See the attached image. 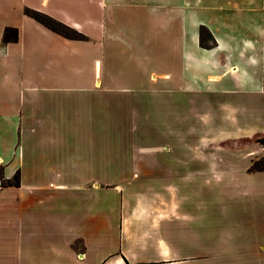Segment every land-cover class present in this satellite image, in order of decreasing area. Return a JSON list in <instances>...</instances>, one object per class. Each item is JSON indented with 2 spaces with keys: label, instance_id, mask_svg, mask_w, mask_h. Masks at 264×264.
<instances>
[{
  "label": "crops",
  "instance_id": "1",
  "mask_svg": "<svg viewBox=\"0 0 264 264\" xmlns=\"http://www.w3.org/2000/svg\"><path fill=\"white\" fill-rule=\"evenodd\" d=\"M261 136L264 0H0V264H264Z\"/></svg>",
  "mask_w": 264,
  "mask_h": 264
},
{
  "label": "trees",
  "instance_id": "2",
  "mask_svg": "<svg viewBox=\"0 0 264 264\" xmlns=\"http://www.w3.org/2000/svg\"><path fill=\"white\" fill-rule=\"evenodd\" d=\"M24 13L32 17L33 19H35L42 25L46 26L47 28L51 29L52 31H55L65 37L80 38V35L78 33L70 30L68 27H66L62 23L48 17L45 14H42L40 12L31 10V9H25ZM16 39H17V30L15 28L6 27L3 30V34H2L3 43L14 41ZM256 141L264 147V136L258 137ZM251 168L253 170H264V156L258 160L253 161ZM13 184L15 185L18 184V180L16 176H15V179L13 180Z\"/></svg>",
  "mask_w": 264,
  "mask_h": 264
},
{
  "label": "rangeland",
  "instance_id": "3",
  "mask_svg": "<svg viewBox=\"0 0 264 264\" xmlns=\"http://www.w3.org/2000/svg\"><path fill=\"white\" fill-rule=\"evenodd\" d=\"M14 179H15V177H14ZM13 179V180H14ZM7 182H5V181H2V184L3 185H5ZM12 183H13V181H12ZM208 185H209V187H210V189H212V190H214V191H217V192H220V194L221 193H225V190L226 189H224L222 186L224 185V183H219V184H217V183H208ZM219 189V190H218ZM226 196V194L223 196H220V200L219 201H221L222 202V204H225V203H228L227 201L228 200H226V198H228V197H225ZM210 204H212V202L210 201L209 202V205Z\"/></svg>",
  "mask_w": 264,
  "mask_h": 264
}]
</instances>
